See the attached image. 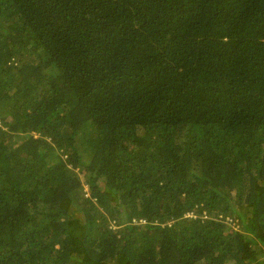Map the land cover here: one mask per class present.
Masks as SVG:
<instances>
[{"label":"trees","instance_id":"1","mask_svg":"<svg viewBox=\"0 0 264 264\" xmlns=\"http://www.w3.org/2000/svg\"><path fill=\"white\" fill-rule=\"evenodd\" d=\"M0 264H264V0H0Z\"/></svg>","mask_w":264,"mask_h":264}]
</instances>
